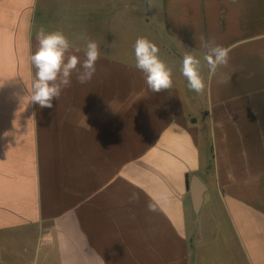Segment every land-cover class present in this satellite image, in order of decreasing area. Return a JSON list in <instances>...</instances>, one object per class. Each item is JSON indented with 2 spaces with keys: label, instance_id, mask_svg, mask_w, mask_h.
I'll return each mask as SVG.
<instances>
[{
  "label": "crops",
  "instance_id": "crops-1",
  "mask_svg": "<svg viewBox=\"0 0 264 264\" xmlns=\"http://www.w3.org/2000/svg\"><path fill=\"white\" fill-rule=\"evenodd\" d=\"M135 14L170 90L128 53ZM40 30L101 53L52 108L29 103ZM201 37L231 49L214 74ZM0 264H264V0H0Z\"/></svg>",
  "mask_w": 264,
  "mask_h": 264
},
{
  "label": "clouds",
  "instance_id": "clouds-1",
  "mask_svg": "<svg viewBox=\"0 0 264 264\" xmlns=\"http://www.w3.org/2000/svg\"><path fill=\"white\" fill-rule=\"evenodd\" d=\"M36 39L38 47L30 56L35 75L29 103L38 104L41 108H52L53 100H59L63 89L71 86L74 73L80 84L92 80L96 73L97 61L100 59V48L95 41L86 39L84 58L81 59L79 55H66L72 45L61 31L40 30ZM200 46L207 49L203 59L211 73L214 74L219 67L228 64L230 48L217 44L214 39L205 40L203 37ZM133 47L135 68L144 74L147 87L155 93L170 90L173 87L172 69L160 58V48L157 44L146 37H139ZM200 64V59L192 54H185L181 62V73L186 78L189 89L197 94L203 93L206 87ZM148 208L155 211L152 204H149Z\"/></svg>",
  "mask_w": 264,
  "mask_h": 264
},
{
  "label": "water",
  "instance_id": "water-1",
  "mask_svg": "<svg viewBox=\"0 0 264 264\" xmlns=\"http://www.w3.org/2000/svg\"><path fill=\"white\" fill-rule=\"evenodd\" d=\"M189 189L193 200V206L195 210L198 211L201 206L206 187L198 176H193L189 185Z\"/></svg>",
  "mask_w": 264,
  "mask_h": 264
},
{
  "label": "rangeland",
  "instance_id": "rangeland-1",
  "mask_svg": "<svg viewBox=\"0 0 264 264\" xmlns=\"http://www.w3.org/2000/svg\"><path fill=\"white\" fill-rule=\"evenodd\" d=\"M136 14L133 16V18L130 20L131 22V30H128V42H127V45H128V53L135 56L134 55V43L136 41L137 38L139 37H142L143 36V31L142 30H139L138 28V22L139 20H137L136 18ZM130 29V28H129Z\"/></svg>",
  "mask_w": 264,
  "mask_h": 264
},
{
  "label": "trees",
  "instance_id": "trees-1",
  "mask_svg": "<svg viewBox=\"0 0 264 264\" xmlns=\"http://www.w3.org/2000/svg\"><path fill=\"white\" fill-rule=\"evenodd\" d=\"M188 188H189V183H188Z\"/></svg>",
  "mask_w": 264,
  "mask_h": 264
}]
</instances>
